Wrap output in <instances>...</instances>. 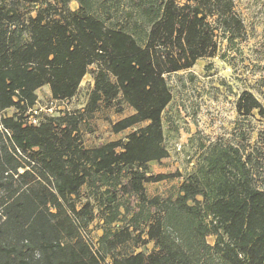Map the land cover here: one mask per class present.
I'll return each instance as SVG.
<instances>
[{"label": "trees", "instance_id": "obj_1", "mask_svg": "<svg viewBox=\"0 0 264 264\" xmlns=\"http://www.w3.org/2000/svg\"><path fill=\"white\" fill-rule=\"evenodd\" d=\"M53 1L26 17L20 7L40 0H0V264H264V186L239 150L212 149L175 196L146 193L147 184L180 177L150 172L169 157L166 76L214 57L217 31L243 36L233 0H127L126 25L108 0ZM141 27L149 28L143 45L135 37ZM94 65L88 112L101 102L126 103L134 114L114 124V133L145 127L85 149L81 115L42 114L31 123L40 89L49 87L53 101L72 100ZM237 111L264 115L249 92ZM84 187L96 191L104 211L98 247L87 238L95 210L79 200ZM150 243L148 255L118 251Z\"/></svg>", "mask_w": 264, "mask_h": 264}, {"label": "rangeland", "instance_id": "obj_2", "mask_svg": "<svg viewBox=\"0 0 264 264\" xmlns=\"http://www.w3.org/2000/svg\"><path fill=\"white\" fill-rule=\"evenodd\" d=\"M48 1L55 2L40 0L37 4L21 6V14L26 17L35 16L36 11ZM108 1L118 5L120 20H117L125 24V15L121 11L126 8L127 0ZM176 1L180 5L186 3V0ZM233 2L234 10L244 24L243 36L229 39L224 38L221 30L217 31L218 48L214 57L199 60L188 71L166 76L173 94V100L163 116L169 157L160 163H151L150 172L154 175L179 174L180 177L147 184L146 193L149 198L175 196L182 182L198 172L206 156L214 148L239 150L243 160L248 162L258 187L264 186V115L254 111L251 116L243 117L237 111L238 100L244 92L253 94L264 108V0ZM70 9L77 11L79 4L72 2ZM148 30V27H141L138 34H135L142 45L145 44ZM96 69V65L90 67L77 97L67 103L53 101L47 86L37 93L36 108L41 109L42 114L60 116L69 111L83 116L79 136L85 149L125 141L129 134L147 125L142 123L119 134L114 133V124L134 114V110L126 103L113 102L107 105L101 102L95 112H88L87 105ZM14 112L13 109L9 110L6 115L12 116ZM96 196V191L84 187L79 200L82 203L89 201L94 207L95 216L87 230V238L98 247L105 223L104 211L100 210ZM199 199L202 200L201 197ZM121 202L128 203L125 199ZM124 223H116L111 228H120ZM207 242L213 245L215 238L209 237ZM132 249L130 244L118 251H136L146 255L155 251L153 243ZM109 263L110 260L106 264Z\"/></svg>", "mask_w": 264, "mask_h": 264}, {"label": "built area", "instance_id": "obj_3", "mask_svg": "<svg viewBox=\"0 0 264 264\" xmlns=\"http://www.w3.org/2000/svg\"><path fill=\"white\" fill-rule=\"evenodd\" d=\"M56 102H58V101H56ZM67 102H69V101L58 102V103H67ZM48 111L50 112L51 110H48ZM29 112H30V114H32L31 117L29 118L31 123L34 124L35 126H37L39 124L40 119H42V117H43L42 116V110L35 108L34 110H30Z\"/></svg>", "mask_w": 264, "mask_h": 264}, {"label": "crops", "instance_id": "obj_4", "mask_svg": "<svg viewBox=\"0 0 264 264\" xmlns=\"http://www.w3.org/2000/svg\"><path fill=\"white\" fill-rule=\"evenodd\" d=\"M79 91H80V90H79ZM75 97H77V95H76ZM75 97H74V98H75Z\"/></svg>", "mask_w": 264, "mask_h": 264}]
</instances>
